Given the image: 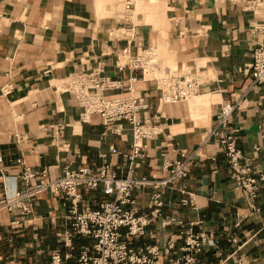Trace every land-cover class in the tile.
I'll return each mask as SVG.
<instances>
[{
    "label": "crops",
    "instance_id": "crops-1",
    "mask_svg": "<svg viewBox=\"0 0 264 264\" xmlns=\"http://www.w3.org/2000/svg\"><path fill=\"white\" fill-rule=\"evenodd\" d=\"M127 2L0 0V192L4 182L11 189L21 187L20 158L34 171L47 169L51 178L61 176L66 166L99 170L104 163L126 176L131 129L103 135V118L83 121L77 98L63 89L72 74L100 71L127 86L135 73L136 90L150 94L161 132L146 141L148 156L137 159L134 175L166 178L164 165L182 153L193 155L194 163L186 178L162 190V212L148 226V236L134 244L157 245L158 264H167L185 254L181 247L188 231L205 232L219 242L197 254L200 263L264 264V190L257 199L246 197L231 178L220 143L210 137L222 105L239 103L230 126L240 127L239 146L264 169V85L254 86L251 76L253 50L264 42V33L254 27L260 16L233 0H133L130 8ZM150 46L158 52L157 76L203 73L202 95L163 103L155 76L120 68ZM118 94L129 92L108 93ZM80 192L81 208L98 209L108 199L100 189L81 187ZM154 192L151 187L134 190L141 213L151 211ZM69 205L65 195L45 191L35 201L33 216L19 226L3 210L0 264H40L58 248L72 253L66 264H76L92 241L75 235L73 249L64 246L63 234L72 229L65 218ZM171 237L176 248L166 254Z\"/></svg>",
    "mask_w": 264,
    "mask_h": 264
},
{
    "label": "built area",
    "instance_id": "built-area-1",
    "mask_svg": "<svg viewBox=\"0 0 264 264\" xmlns=\"http://www.w3.org/2000/svg\"><path fill=\"white\" fill-rule=\"evenodd\" d=\"M233 1L242 2L245 9L260 16L254 27L264 33V0ZM132 4L133 0H128L127 8ZM127 53L129 51L125 49L124 54ZM252 57L253 85H264V42L258 43ZM158 64L157 48L150 46L143 49L140 54L129 56V62L120 68H127L132 73L140 70L143 74L155 76L159 99L163 103L184 102L202 95V85L205 83L203 73L194 72L160 78L157 76ZM138 80L137 75L133 73L129 78V84L125 86L121 78H112L100 71H87L70 75L63 89L77 98L83 109L81 115L83 121H88L92 115H100L103 118V135H122L126 128L131 129L133 138L130 151L126 154L128 160L126 176H121L110 163H104L99 170L86 165L75 168L66 166L61 176L51 178L47 169L34 171L27 166L23 158H20L16 165L21 167L19 173L21 187L11 189L4 182V189L0 192V215L3 210L10 212L15 217L12 222L17 226L33 216L35 201L43 192L49 191L55 196L68 197L70 205L65 218L71 222L72 229L65 230L63 234L64 246L73 249L75 235L84 236L92 241L91 245L84 246L77 255L76 264H158L162 254L160 247L136 246L134 241L148 236V226L162 212L165 205L162 190L172 189L176 181L186 178L194 163L193 155L182 153L180 158L164 165L169 171L166 178L151 179L145 175H134L137 159L148 156L145 152L146 141L161 132L152 115L155 107L149 100L150 94L142 95L136 90L135 84ZM124 89L129 94L108 95L109 92ZM9 92L10 90H6V93ZM238 107L239 103L222 105L210 131V137H214L220 143L230 166L234 184L242 189L246 197L254 200L264 190V169L256 166L253 157L239 146L240 127L230 126L234 111ZM62 129V126L55 128L57 140L62 136ZM61 149H65L64 143ZM111 151L120 153L113 146ZM81 187L100 189L102 195L108 199L103 201L98 209H93L89 205L81 208ZM149 187L155 190L149 204L151 211L141 213L142 208L134 196V190ZM181 191L185 193V190ZM190 202L192 203V200ZM218 242L211 233L188 231L181 247L185 254L169 258L167 264H203L198 261L197 254L207 248H217ZM175 248L176 239L171 237L164 246V252L170 254ZM71 257L72 253H64L58 248L52 250L49 258L40 264H66Z\"/></svg>",
    "mask_w": 264,
    "mask_h": 264
},
{
    "label": "rangeland",
    "instance_id": "rangeland-1",
    "mask_svg": "<svg viewBox=\"0 0 264 264\" xmlns=\"http://www.w3.org/2000/svg\"><path fill=\"white\" fill-rule=\"evenodd\" d=\"M70 229H71V228H70V227H68V229H66V230H70ZM36 233H37V232H36ZM42 260H43V259H42ZM44 261H46V259H45ZM44 261H43V262H44Z\"/></svg>",
    "mask_w": 264,
    "mask_h": 264
}]
</instances>
